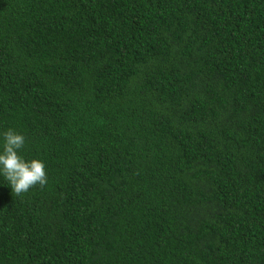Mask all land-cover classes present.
Masks as SVG:
<instances>
[{
    "label": "trees",
    "instance_id": "trees-1",
    "mask_svg": "<svg viewBox=\"0 0 264 264\" xmlns=\"http://www.w3.org/2000/svg\"><path fill=\"white\" fill-rule=\"evenodd\" d=\"M0 264H264V0H0Z\"/></svg>",
    "mask_w": 264,
    "mask_h": 264
},
{
    "label": "clouds",
    "instance_id": "clouds-1",
    "mask_svg": "<svg viewBox=\"0 0 264 264\" xmlns=\"http://www.w3.org/2000/svg\"><path fill=\"white\" fill-rule=\"evenodd\" d=\"M25 142V136L13 129L0 132V177L7 181L16 195L47 183L44 162L37 158L26 159L21 155L20 150Z\"/></svg>",
    "mask_w": 264,
    "mask_h": 264
}]
</instances>
